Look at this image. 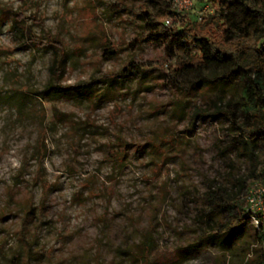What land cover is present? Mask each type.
<instances>
[{"label": "rangeland", "instance_id": "rangeland-1", "mask_svg": "<svg viewBox=\"0 0 264 264\" xmlns=\"http://www.w3.org/2000/svg\"><path fill=\"white\" fill-rule=\"evenodd\" d=\"M168 5L178 8L175 0H0L38 37L62 42L60 83L69 86L49 99L29 92L19 110L20 90L47 83L53 50L20 44L26 38L0 22V264H145L147 228V264H259L264 244L249 223L220 234L224 215L199 212L208 188L231 194L264 163V141L253 158L238 153L213 114L215 98H228L220 88L237 94L236 83L202 90L186 75V92L161 67L186 47L146 38L140 9L161 14ZM211 11L205 0L182 10L190 19ZM129 61L141 69L117 73ZM195 107L205 116L190 118Z\"/></svg>", "mask_w": 264, "mask_h": 264}, {"label": "trees", "instance_id": "trees-1", "mask_svg": "<svg viewBox=\"0 0 264 264\" xmlns=\"http://www.w3.org/2000/svg\"><path fill=\"white\" fill-rule=\"evenodd\" d=\"M205 1L211 4L213 11L199 13L194 19H190L182 11L173 10L171 5L163 7L161 14L148 13L141 8L140 11L146 15L145 25L148 28L145 37L155 42L170 38L172 45L186 47L184 55L161 65L162 68H167L171 76L176 77V85L180 90L193 92L190 86H184L180 80V77L186 75L192 77L193 83L198 85L197 89L207 90L212 83L218 82L228 84V87L235 83L239 86L237 94L225 88L227 85L220 88L228 98L223 100V95L215 98L213 114L228 125L231 132L229 146L238 153L248 154L253 158L256 156L258 143L264 141V0ZM175 16L177 24L173 20ZM169 18L172 21L167 25L165 20ZM3 21H9V30L16 41L20 37L26 38L20 44L53 50L47 83L43 88L33 91L29 88L20 90L15 96L17 108L21 110L24 107L25 97L29 92L44 99L66 95L69 86L60 83L67 66V53L62 42L55 37H38L31 30V25L25 24L22 15L9 7L0 8V22ZM103 44L106 46L105 50L114 52L108 40H104ZM166 48L170 50L171 46ZM137 69L141 67L129 61L117 73L124 75ZM84 92L77 91L80 95ZM105 94L106 91L100 93L98 99H102ZM179 104L181 102L177 100L175 106L182 113L184 107ZM203 112L200 107H195L190 118L205 116ZM118 148L123 150L120 144ZM38 153L43 155V151ZM115 154L116 149H112L110 155ZM249 180L264 183V163H260L258 169H252L246 178L240 179L239 185L231 194L225 193L220 187L208 188L204 206L199 212L200 218L214 212L223 214L225 219L220 222L217 233L230 236L240 231L245 223L250 224L244 214L246 197L241 194L244 189L247 194ZM250 226L254 230L255 239L264 244V228ZM152 234V229L147 228L141 243L145 264L148 263ZM259 264H264V255H260Z\"/></svg>", "mask_w": 264, "mask_h": 264}, {"label": "built area", "instance_id": "built-area-1", "mask_svg": "<svg viewBox=\"0 0 264 264\" xmlns=\"http://www.w3.org/2000/svg\"><path fill=\"white\" fill-rule=\"evenodd\" d=\"M178 2L177 11L188 9L192 6L193 0H175ZM172 19H166V24H170ZM245 216L251 225L256 228H264V183H255L250 186L246 194Z\"/></svg>", "mask_w": 264, "mask_h": 264}]
</instances>
